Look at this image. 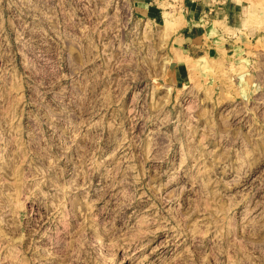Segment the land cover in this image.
<instances>
[{"label":"rangeland","instance_id":"rangeland-1","mask_svg":"<svg viewBox=\"0 0 264 264\" xmlns=\"http://www.w3.org/2000/svg\"><path fill=\"white\" fill-rule=\"evenodd\" d=\"M0 264H264V0H0Z\"/></svg>","mask_w":264,"mask_h":264}]
</instances>
